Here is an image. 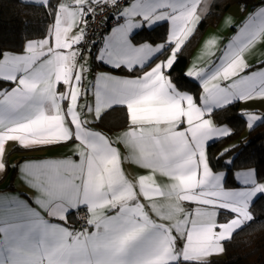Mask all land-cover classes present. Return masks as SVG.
Here are the masks:
<instances>
[{
    "label": "snow or ice",
    "instance_id": "6c2138e0",
    "mask_svg": "<svg viewBox=\"0 0 264 264\" xmlns=\"http://www.w3.org/2000/svg\"><path fill=\"white\" fill-rule=\"evenodd\" d=\"M21 2L45 7L52 16L54 45L45 38L28 43L22 54L0 51V81L17 85L0 90V172L9 167L6 142H18L26 150L78 142V162L45 159L25 162L21 169L28 170L31 186L42 194L33 203L65 222L69 213L78 216L81 210L87 211L89 225L96 231L74 233L49 223L26 201L13 198L9 207L27 222L0 226L4 237L0 264H211L209 257L224 252L222 242L250 226L254 220L251 208L257 198L264 197V183L255 172L246 174L241 190L225 189L234 160L224 161L227 172L213 173L208 148L234 133L206 118L240 101L264 100V67L253 70L243 58L244 51L264 37V17L258 27L246 28L242 38L228 46L213 69L185 74L202 84L201 107L194 95L181 91L179 82L172 79L178 54L201 19L197 12L200 0ZM122 3L123 9L112 19L125 22L104 36L97 60L141 74L135 78L100 74L94 85L93 120L99 121L103 110L125 108L131 127L118 140L132 161L150 173L135 180L126 176L121 152L113 141L86 127L88 121L82 117L93 109L86 105L81 112L78 108L82 77L75 69L79 53L63 51L84 40L83 30L69 36L74 27ZM160 22L170 24L167 43H133L136 32L151 30ZM215 44L209 40L206 47ZM166 53L170 55L160 60ZM61 84L67 88L58 92ZM241 116L249 130L262 119L247 110ZM231 151L225 149L221 156ZM157 174L172 183L159 185ZM184 203L194 209L186 210ZM104 208L113 209L114 214L100 215ZM218 216L229 219L218 222ZM177 241H183L179 248Z\"/></svg>",
    "mask_w": 264,
    "mask_h": 264
},
{
    "label": "crops",
    "instance_id": "0c3cea01",
    "mask_svg": "<svg viewBox=\"0 0 264 264\" xmlns=\"http://www.w3.org/2000/svg\"><path fill=\"white\" fill-rule=\"evenodd\" d=\"M62 0H59L58 4L61 3ZM214 0H200L197 12L201 16V19L197 22L196 28L198 27L201 20L208 14ZM264 17V4L258 6L257 8L253 10H245V7L241 4H235L229 8V10L226 12V14L223 16L221 21L216 27H210L207 29V31L204 33L199 45L193 52V54L190 57V61L188 64V67L186 69V73L188 71H204L208 72L209 70L213 69L216 65L219 59L222 57V55L225 53V50L228 48L230 44H235L238 38H242V32L246 28H253L258 27L259 20ZM134 21H139V17H133ZM125 21L123 20L119 24H123ZM161 24H167L168 26V36L170 35V24L167 22H160L155 27L161 25ZM84 24H78L77 27H74L72 32L69 33V36L72 37L74 35L79 34V31L83 27ZM114 26L113 28L117 27ZM195 28V30H196ZM54 31V25L52 24L49 29V35L39 38V39H31L28 40L25 44L24 51L22 52H12V51H6L4 53L8 54H22L26 52V46L30 42H39L42 39H49L50 44L54 45V36L51 35V32ZM195 32V31H194ZM111 32L109 31L108 35H110ZM194 34V33H193ZM192 37V36H191ZM190 37V38H191ZM189 38V39H190ZM209 40H215L216 44L214 47L208 48L206 47V42ZM82 43V42H81ZM79 45H73V48L71 50H63L66 53L68 51H77L79 53L77 57V67L75 69L76 73L81 74V99L78 101V108L83 112L85 106L91 107L93 109V112L88 113L86 117H82L83 119H86L88 121V124L86 125L87 128H89L92 131L100 132L96 126V122H94V108H95V83L98 79L100 74H107V75H113L120 78H135L136 76L140 75H130V74H121L118 72H115L113 70H124L121 69H114L112 67H109L105 65L104 63H101L97 60V56L99 54V50L97 51H90L85 53L84 55H80V46ZM134 43V41H133ZM164 42H159L152 45H158L162 44ZM167 43V42H166ZM187 43V42H186ZM185 43V44H186ZM139 46L141 44H136ZM170 55V53H167L166 56L160 57V60L166 59L167 56ZM243 58L246 60V62L253 67V70H255L256 66L264 67V37L258 38L254 43H252L243 53ZM156 62H159L156 61ZM83 68L84 71L81 73L80 69ZM150 70V68L145 69V71ZM126 71V70H125ZM129 72V71H128ZM188 77V76H187ZM190 80L196 82L200 88H201V95H200V101H197V105L203 107L202 103V97L205 95L203 92L202 84L200 81L195 77H188ZM5 82V81H3ZM220 83L226 84L230 83V81H220ZM17 85L11 82H6V85L1 87L0 90H11L14 89ZM67 86L65 85H58L57 91L62 92L65 91ZM189 93V92H187ZM191 94V93H189ZM193 95V94H192ZM240 105V111L243 112L247 110L250 114L257 115L261 117L262 119L258 120L255 124H259L263 118H264V100L261 99H253L247 102L240 101L238 102ZM119 107V106H114ZM112 107V108H114ZM106 109L101 112V116L107 112L108 110L112 109ZM100 116V118H101ZM206 118H212L206 117ZM129 120V118H128ZM213 123L215 126L218 127H228L227 125H217L215 121L213 120ZM130 124L126 128H123L121 130L114 131L110 134L103 133L105 136L109 137L116 147L119 148L121 152L122 157V167L124 169V172L126 176L130 180H135L138 178L139 175H147L150 174L148 170L143 169L139 166H137L131 158V153L127 152L122 145V143L118 140V137L122 136L124 132L129 130ZM231 129V128H230ZM78 142H68L59 146L54 147H44L38 150H26L22 146H19L18 142H6V153H5V162L8 166H18V172L17 176L15 178L14 182V189H9L8 183L9 179L7 177L8 173V167L6 171L0 172V181L5 182L2 186H0V226H8L11 224L16 223H25L27 222L25 219H20L18 217V210L11 209L9 207V204L12 202L13 198L18 199L19 201H26L31 207L38 211L40 215L47 220L49 223L57 224L60 226H66L70 230H72L74 233H86V234H94L95 233V227L92 225H89V229L83 230L78 227V219L75 212H72L75 214V222L70 221L69 217L68 220L61 221L57 218H54L49 215V213L40 208L37 204L33 203V201L37 198H43L42 194L35 188L31 186V177L27 174V169L22 170L21 166L25 164V162L31 163V162H39L43 161L45 159H71L73 161L78 162L79 156L77 155L78 148H79ZM211 167V166H210ZM213 171V170H212ZM255 172L251 171L250 169L239 171L235 174L237 183L239 184L238 187L234 188H228L225 186L226 178L224 181V186L226 190H241V185L243 183V180L246 176V174ZM214 174H219L221 172H214ZM157 183L161 186L170 184L172 181L168 180L167 178L160 176L157 174L156 176ZM260 182V181H259ZM264 183V182H260ZM258 199V198H257ZM256 199V200H257ZM157 201L167 203V201H164L163 198L157 197ZM255 200V201H256ZM141 202L147 204L148 202L141 198ZM184 208L186 210H193L194 206L188 203L183 204ZM147 210V209H146ZM71 214V213H69ZM114 214L113 209L104 208L100 210V215L103 216H110ZM89 215V213H88ZM150 216L152 219L156 220L157 217L150 212ZM90 219V216H89ZM218 222L220 221V216H218ZM224 222V221H222ZM4 239L3 234H0V241ZM226 242V241H225ZM225 242H222L223 244ZM183 244V241H177V247L179 248ZM225 249V248H224ZM225 250L222 254H214L211 257H209L210 260L213 259H220L224 256ZM7 258V257H5Z\"/></svg>",
    "mask_w": 264,
    "mask_h": 264
},
{
    "label": "trees",
    "instance_id": "16d2710c",
    "mask_svg": "<svg viewBox=\"0 0 264 264\" xmlns=\"http://www.w3.org/2000/svg\"><path fill=\"white\" fill-rule=\"evenodd\" d=\"M58 4L59 0H52ZM241 4L245 10H253L264 4V0H214L208 14L201 20L192 37L187 41L178 54L177 64L174 65L172 79L179 82L181 91L189 92L200 101L201 88L185 74L190 57L199 45L204 33L210 27H216L229 8ZM53 18L45 7L31 6L21 0H0V51L22 52L28 40L45 37L49 32ZM168 26L161 24L151 30L142 29L134 34V43L145 42L156 44L167 42ZM167 53L164 55L166 56ZM164 56H161L164 57ZM121 74L138 75L140 72L113 70ZM6 82L0 81V88ZM217 125H227L233 135L208 148L209 164L214 172H227L225 160H234L232 172L227 174L225 186L238 187L235 174L239 171L254 169L260 182H264V118L249 130L246 120L241 116L239 103L227 106L223 110H214L211 114ZM129 124L124 107H114L105 112L95 126L103 133L110 134L126 128ZM232 151L221 156L225 149ZM18 166H9L7 177L9 189H14ZM6 180V179H5ZM0 181V186L4 184ZM254 220L230 241L224 243L225 253L220 259L211 260V264H264V197H259L251 208ZM69 220L75 222V214H69ZM229 217L220 216V221Z\"/></svg>",
    "mask_w": 264,
    "mask_h": 264
},
{
    "label": "built area",
    "instance_id": "2783aa9c",
    "mask_svg": "<svg viewBox=\"0 0 264 264\" xmlns=\"http://www.w3.org/2000/svg\"><path fill=\"white\" fill-rule=\"evenodd\" d=\"M128 2V0H125ZM124 7L122 3L119 8H108L97 13L93 20L91 16L87 17V23L83 25V30L86 35L80 46V55H84L90 51H97L103 47L104 36L108 35L109 31L121 23L124 19L113 20L114 14H118ZM78 219V227L83 230L89 229V215L87 211L81 210Z\"/></svg>",
    "mask_w": 264,
    "mask_h": 264
},
{
    "label": "rangeland",
    "instance_id": "374dc122",
    "mask_svg": "<svg viewBox=\"0 0 264 264\" xmlns=\"http://www.w3.org/2000/svg\"><path fill=\"white\" fill-rule=\"evenodd\" d=\"M251 171H254V169H250Z\"/></svg>",
    "mask_w": 264,
    "mask_h": 264
}]
</instances>
